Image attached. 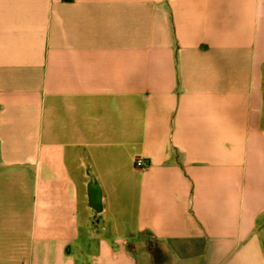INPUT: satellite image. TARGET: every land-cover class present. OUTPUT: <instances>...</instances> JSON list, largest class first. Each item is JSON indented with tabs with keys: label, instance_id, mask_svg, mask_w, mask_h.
<instances>
[{
	"label": "crops",
	"instance_id": "obj_1",
	"mask_svg": "<svg viewBox=\"0 0 264 264\" xmlns=\"http://www.w3.org/2000/svg\"><path fill=\"white\" fill-rule=\"evenodd\" d=\"M0 264H264V0H0Z\"/></svg>",
	"mask_w": 264,
	"mask_h": 264
},
{
	"label": "water",
	"instance_id": "obj_2",
	"mask_svg": "<svg viewBox=\"0 0 264 264\" xmlns=\"http://www.w3.org/2000/svg\"><path fill=\"white\" fill-rule=\"evenodd\" d=\"M88 202L89 206L97 213L102 211V190L96 181H92L88 185Z\"/></svg>",
	"mask_w": 264,
	"mask_h": 264
},
{
	"label": "built area",
	"instance_id": "obj_3",
	"mask_svg": "<svg viewBox=\"0 0 264 264\" xmlns=\"http://www.w3.org/2000/svg\"><path fill=\"white\" fill-rule=\"evenodd\" d=\"M143 162L144 161L142 159L138 158V159H136L135 164L137 167H142L144 165Z\"/></svg>",
	"mask_w": 264,
	"mask_h": 264
},
{
	"label": "trees",
	"instance_id": "obj_4",
	"mask_svg": "<svg viewBox=\"0 0 264 264\" xmlns=\"http://www.w3.org/2000/svg\"><path fill=\"white\" fill-rule=\"evenodd\" d=\"M65 2H71L72 0H64Z\"/></svg>",
	"mask_w": 264,
	"mask_h": 264
}]
</instances>
